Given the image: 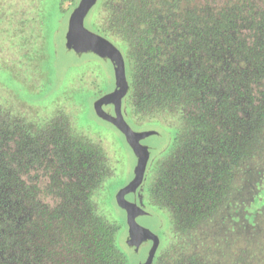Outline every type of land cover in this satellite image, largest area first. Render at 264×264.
<instances>
[{"label": "trees", "instance_id": "16d2710c", "mask_svg": "<svg viewBox=\"0 0 264 264\" xmlns=\"http://www.w3.org/2000/svg\"><path fill=\"white\" fill-rule=\"evenodd\" d=\"M34 3L37 13L43 0ZM96 3L93 29L124 56L128 110L178 119L136 199L165 219L152 264H252L254 249L231 230L261 221H236L245 190L243 215L264 212V0ZM9 102L0 103V264H125L106 149L68 103Z\"/></svg>", "mask_w": 264, "mask_h": 264}, {"label": "rangeland", "instance_id": "374dc122", "mask_svg": "<svg viewBox=\"0 0 264 264\" xmlns=\"http://www.w3.org/2000/svg\"><path fill=\"white\" fill-rule=\"evenodd\" d=\"M81 1L43 0L36 13L37 3L34 0H15L16 3L0 0V103L6 105L5 102L11 101L15 105L17 100H21L27 102L24 105L28 109L37 107L39 111L51 107L45 105L52 104L54 107L56 101L68 103L67 108L76 113L74 121L77 126L98 140L106 149L113 166L115 165L114 179L108 183L111 194L116 198L119 189L135 177L139 156L123 131L112 121L101 117L95 109L97 100L117 89L112 65H109L112 64L111 59L100 57L91 50L79 53L75 46L67 44L70 16ZM98 7L99 3H95L87 13L83 22L84 29L98 33L92 25L93 20L100 21L101 16L94 19ZM33 15H36L35 21ZM33 57L36 60L38 58V63L29 65ZM28 69L33 74L28 75ZM125 99L122 101L123 117L133 131L142 134L139 141L148 147V173L154 163L170 150L178 119L168 113L145 120L135 118L126 107ZM102 108L115 115L112 101L105 100ZM146 177L145 174V181L139 187L126 193V198L139 208L142 204L136 199L143 192ZM114 198H109L107 206L112 217L120 224L117 246L126 256L125 264H143L149 256L153 239L149 236L138 238L132 232L126 209ZM238 198L241 207L235 210L237 220L235 217L234 219L238 223L245 220L251 222L250 218L254 216L261 221L255 227L236 226L231 232L239 236L244 247L254 249L252 264H264V212H258L259 215H243L242 202H249L251 195L245 190L237 195ZM141 209L142 212L136 215V221L159 238L162 235L168 238L163 215L149 204ZM213 226H225L226 229L230 224L229 221L224 224L217 221Z\"/></svg>", "mask_w": 264, "mask_h": 264}, {"label": "water", "instance_id": "95a60500", "mask_svg": "<svg viewBox=\"0 0 264 264\" xmlns=\"http://www.w3.org/2000/svg\"><path fill=\"white\" fill-rule=\"evenodd\" d=\"M96 1L97 0H82L80 4L74 9L69 20L67 44L69 46H75L79 53L91 50L102 57H108L111 59L112 64L109 65L110 67L112 65V71L114 73V80L117 84V89L107 93L97 100L95 102V109L101 117L112 121L123 131L129 144L138 153L139 160L135 177L128 184L119 189L116 194V199L118 203L127 211V220L132 232L138 238L149 236L153 239V245L149 256L146 262L143 263L152 264L160 243V238L154 232L140 225L136 221V215L142 212V209L126 198L127 192L139 187L143 183L149 158V151L148 147L139 141L142 134L133 131V129L125 121L122 114V98L129 89V83L126 77L125 61L121 50L101 34L83 28L84 19ZM105 100H110L113 102L115 107V115L107 113L102 108V103Z\"/></svg>", "mask_w": 264, "mask_h": 264}, {"label": "flooded vegetation", "instance_id": "af4514ba", "mask_svg": "<svg viewBox=\"0 0 264 264\" xmlns=\"http://www.w3.org/2000/svg\"><path fill=\"white\" fill-rule=\"evenodd\" d=\"M96 55H98V54L96 53ZM98 56H100V55H98ZM100 57H102V56H100Z\"/></svg>", "mask_w": 264, "mask_h": 264}]
</instances>
